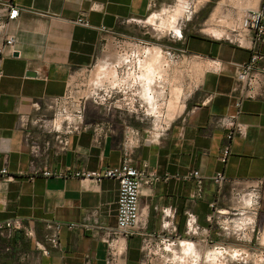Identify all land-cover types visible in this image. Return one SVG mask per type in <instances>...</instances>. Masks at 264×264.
Returning <instances> with one entry per match:
<instances>
[{"label":"crops","instance_id":"crops-1","mask_svg":"<svg viewBox=\"0 0 264 264\" xmlns=\"http://www.w3.org/2000/svg\"><path fill=\"white\" fill-rule=\"evenodd\" d=\"M167 2L155 0L151 6L148 0H0V45L15 38L14 46L0 57V168L6 166L11 175H0V221L18 219L30 231L17 229L11 235L0 231V264H108L111 231L117 226L118 180L47 177L37 170L97 172L118 166L127 126L150 140L157 134L155 141L133 149L134 163L169 179L143 184L142 224L119 239L116 264H140L145 235L160 233L167 221L185 239L195 241L197 252H205L212 242L229 250L264 253V96L243 101L238 120L247 126V133L232 139L226 160L228 128L220 123L222 116L238 111L237 70L250 59L252 49L204 31L188 32L180 39L171 30L170 45L163 36L143 31L140 20L160 12ZM15 5L20 13L11 19L9 11ZM257 8L264 9V0ZM82 15L89 26L76 22ZM181 22L178 26L183 29ZM123 36L149 44L144 68L155 75L149 92L162 111L152 118L88 104L87 119L112 124L113 131L99 143L92 128L72 133L67 148L57 153L58 141L42 126V119L53 116L47 100L64 95L79 71L93 70L108 56H119L117 41L116 48L102 42ZM167 49L177 58H169ZM258 49L264 63V42ZM181 58L190 63L178 64ZM96 72L103 76L108 70L101 65ZM172 97L179 102L174 110L167 106ZM28 136L51 142L45 157H32ZM195 170L203 179L201 186L192 175ZM219 172L227 177L222 185L213 180ZM260 182L258 238L255 233L251 239L226 233L215 218L216 210L226 213L236 205L234 186L247 188ZM188 210L196 214L206 235H186ZM92 212L97 215L87 219ZM71 222H88L92 228L72 230L62 225L55 242L56 225Z\"/></svg>","mask_w":264,"mask_h":264},{"label":"built area","instance_id":"built-area-1","mask_svg":"<svg viewBox=\"0 0 264 264\" xmlns=\"http://www.w3.org/2000/svg\"><path fill=\"white\" fill-rule=\"evenodd\" d=\"M151 6H155V0H148ZM192 4V3H191ZM190 7H192L190 5ZM20 13L19 6H12L9 11V17L15 19ZM154 14V13H152ZM152 14L140 22L148 23ZM77 23L86 26L90 25L89 20L84 16H80ZM232 36L226 38L235 41L241 46H247L252 49L249 60L243 62L238 67V76L236 91L238 96L236 107L238 111L234 114L222 116L220 123L228 128V133L223 145V160H226L230 153V142L236 136H244L247 133V126L238 120L240 108L246 99H254L264 96V63L263 56L260 54L258 47L264 42V9L248 8L244 15L234 28ZM182 30V29H181ZM183 38L177 32L173 31V36ZM15 44V38L9 37L0 45V57ZM117 45L120 48L119 56L114 64H112V72L109 76L105 73L100 77L99 82L93 85L85 84V92L77 95L74 86L70 82L66 93L62 96H55L47 100V108L53 112L50 118L42 119L43 131L45 133L54 134L55 139L59 143V147L55 150L60 153L69 145L68 136L72 133H80L90 128L93 129L94 139L101 142L106 133L113 131V125L104 126L102 124H93L86 117L87 104L92 99L96 105L103 106L109 111L120 110L140 115L142 117H157L155 113L148 111V99L150 94L148 89L147 76L148 70L144 68V59L148 56L149 44L145 41L123 36L117 39ZM166 55L171 59L177 56L171 49L166 50ZM219 66L220 62H216ZM3 71L0 70V76ZM108 76V77H107ZM157 103V102H156ZM158 107V103H157ZM158 109V108H157ZM38 121V120H37ZM154 139L143 138L141 131L127 126L124 129L121 147L123 150V159L120 165L108 168L105 171H85L75 170L69 171H52L49 168H39L37 171L43 175L49 176H75L81 179H96L98 181L103 178L116 179L119 182V194L117 200V226L111 231V248L108 264H116V247L119 239L123 236H129L134 230L142 224V212L140 205V197L142 194V186L144 183L156 182L159 180H168L169 176H159L156 173H147L146 170L139 168L134 163L133 149L144 143L153 142ZM30 141V154L35 158L45 157L51 148L49 140H43L41 136H28ZM0 175H11L8 173L6 166L0 168ZM197 178L199 186L203 184L200 172L195 170L192 174ZM213 180L215 183L222 185L227 181L224 172L217 173ZM262 182L255 186L247 188L233 187L236 199V205L230 210H216L217 222L221 225L226 233H233L239 238H250L252 234H256V238L260 234L257 227L256 219L261 209ZM214 206V204H212ZM170 212L166 211L169 215ZM97 214L92 212L91 219ZM186 235L202 236L207 234V230L203 228L197 219V216L191 210L186 211ZM214 216H210V220ZM66 225L69 229L90 230L91 224L88 222H71L67 224H57L56 234L53 240H58V230ZM164 230L160 233H150L145 235L143 240V255L140 264H198L201 258L205 262L216 261L218 264H247V257L250 255L259 257L264 253L255 250L236 249L229 250L224 245L213 244L201 253L195 250V241L185 239L177 232V227L170 221L163 223ZM22 229L26 233L30 231L23 226L18 219H9L0 221V231L8 230L9 235L14 230ZM207 242L205 238L200 240ZM191 243L188 250L184 249V243Z\"/></svg>","mask_w":264,"mask_h":264},{"label":"rangeland","instance_id":"rangeland-1","mask_svg":"<svg viewBox=\"0 0 264 264\" xmlns=\"http://www.w3.org/2000/svg\"><path fill=\"white\" fill-rule=\"evenodd\" d=\"M188 2L192 6L191 7L192 14L190 16H187L188 13L186 14L182 10L183 9L182 3L187 4ZM259 3L260 0H246V1L245 0L244 1L243 0H183V1L168 0L167 4L162 8V10H160V12L159 11L152 12L154 14H152V16L149 18L148 23L140 22L139 24H140V28L143 31L152 32V34H156V36H163L162 38L166 40V43L168 45H170L173 42L168 37L169 36L168 32L171 31L169 30L171 29V25L173 24L178 25V23L180 24L181 21L183 27L182 32L184 35H186L188 32H197L203 34L204 31L205 34H209L210 36H214L215 38H218L219 36L217 37V35L213 34L214 32L212 30L214 29L218 31L221 30L222 35L220 36V38L225 40L227 36L230 37L232 36L234 32L232 31L231 28H234L236 26V24L239 22L241 17L244 15L245 11L248 8H257L259 6ZM175 7L177 8V10ZM175 13L178 14L175 15ZM174 17H177L178 23L173 22ZM152 19L154 20L152 21ZM151 22H153V24ZM210 26H211L210 28L211 31L206 30ZM117 39L118 38L104 40L102 42V45L107 46L106 43L109 41L110 43L109 48L110 47L116 48ZM150 40L155 41L154 39H150ZM151 46H153V44H151ZM116 60H117L116 56L115 57L108 56L104 60V62H99L100 64L98 65V67L102 65L104 69L108 70L107 73L109 76L112 72L111 66L116 62ZM177 63L188 64L190 62L187 59L183 61V59L181 58L177 60ZM98 67L94 68L93 70L79 71L78 77L73 78L71 83L73 84L74 91L77 95H81L85 92L84 90L85 84L89 83L93 85L95 82L100 81L101 76L100 74H98V72H96ZM200 74L201 71L199 70L197 76H199ZM160 95L161 94H159V96ZM174 100L172 97V100H170L171 102L169 101L167 105L169 108L170 107L173 108V110L176 109L178 105V103L176 102L174 104L173 102ZM91 103L95 104L92 99H89L88 104L90 105ZM92 111H94V109H92ZM160 111H162L161 106H159L155 112L159 113ZM247 259H248L247 264H264V256L255 257L250 255L249 257H247ZM198 264H218V262L216 261L205 262L204 258H201V261L198 262Z\"/></svg>","mask_w":264,"mask_h":264},{"label":"bare ground","instance_id":"bare-ground-1","mask_svg":"<svg viewBox=\"0 0 264 264\" xmlns=\"http://www.w3.org/2000/svg\"><path fill=\"white\" fill-rule=\"evenodd\" d=\"M183 1V0H182ZM244 1V0H243ZM246 1V0H245ZM241 3V2H240ZM243 3V2H242ZM181 5V4H180ZM179 6V5H178ZM177 7V6H176ZM175 7V8H176ZM182 7H183V12H185L186 14H187V16H190L191 14H192V10H191V7H190V3L188 2L187 4H183L182 3ZM181 7V8H182ZM166 10V9H165ZM176 10H177V8H176ZM175 12V11H174ZM170 14V13H169ZM178 13H175V15H177ZM184 16V15H183ZM171 17V16H170ZM162 19V18H161ZM182 19V18H181ZM154 19H152V21H153ZM179 20V19H178ZM151 21V20H150ZM161 21V20H160ZM155 22V21H154ZM173 22L174 23H178L177 22V17H174L173 18ZM152 24H153V22H151ZM159 24V23H158ZM170 24V23H169ZM178 25H179V23H178ZM178 25H171V29H169V30H173V31H175V32H177L180 36H183V32H182V30H181V28L180 27H178ZM159 27V26H158ZM161 27V26H160ZM211 26L209 27V28H207L206 30H210L211 31ZM216 28V27H215ZM220 29V28H219ZM165 31V30H164ZM214 33V35H217V37L219 36H221L222 35V32H221V30L220 31H218V30H212ZM211 33V32H210ZM157 57V56H156ZM156 61V60H155ZM155 63V62H154ZM156 64V63H155ZM176 65H178V64H176ZM100 73V72H99ZM111 73H113V72H111ZM155 73V72H154ZM158 73V72H157ZM161 73V72H160ZM161 74H163V73H161ZM157 75V74H156ZM164 75H166V74H164ZM158 77V76H157ZM161 77V76H160ZM155 78V75H153V72L152 71H150L149 72V74H148V76H147V80L149 81L148 82V89L149 90H151V85L153 84L152 82L155 80L154 79ZM165 78V77H164ZM167 78V77H166ZM169 78V77H168ZM163 80V79H162ZM170 82V81H169ZM152 83V84H151ZM178 88H181V87H178ZM178 88H176V89H178ZM175 89V90H176ZM174 90V91H175ZM179 92V91H178ZM180 92H182V89H181V91ZM174 93V92H173ZM183 93V92H182ZM174 95H175V93H174ZM178 95H181V93L180 94H178ZM154 97L155 96H153V94H152V92H150V94L147 96V101H148V105H149V107H148V111L150 112V113H155V111L157 110V103L154 101ZM181 97V96H180ZM174 99V98H173ZM177 99V98H176ZM180 99V98H179ZM176 102V101H175ZM175 102H174V104H175ZM173 103V102H172ZM179 103V102H178ZM172 107H173V105H172ZM178 107V106H177ZM169 108V107H168ZM171 108V107H170ZM169 108V109H170ZM171 109H173V108H171ZM191 247V243H184V249L185 250H188L189 248Z\"/></svg>","mask_w":264,"mask_h":264}]
</instances>
